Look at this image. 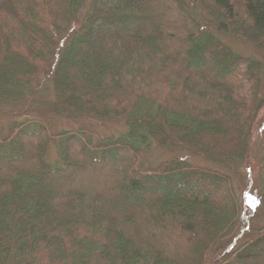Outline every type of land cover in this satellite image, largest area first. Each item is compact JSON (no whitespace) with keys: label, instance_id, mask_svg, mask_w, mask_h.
<instances>
[{"label":"trees","instance_id":"16d2710c","mask_svg":"<svg viewBox=\"0 0 264 264\" xmlns=\"http://www.w3.org/2000/svg\"><path fill=\"white\" fill-rule=\"evenodd\" d=\"M263 113L264 0H0V264H264Z\"/></svg>","mask_w":264,"mask_h":264},{"label":"rangeland","instance_id":"374dc122","mask_svg":"<svg viewBox=\"0 0 264 264\" xmlns=\"http://www.w3.org/2000/svg\"><path fill=\"white\" fill-rule=\"evenodd\" d=\"M148 8L152 9L153 5L147 4ZM172 20V19H171ZM171 22V21H170ZM175 24H182L181 21L174 22ZM221 40L228 45L230 48H232L233 51L240 53L245 56H249L255 59H261V55L252 51L251 49L243 46L242 44L226 39L221 38ZM50 86L49 82H46V86ZM264 114V113H263ZM12 116H9L7 118L11 119ZM52 123L55 127L56 131H63L68 130L72 128H77L81 125H84L85 123L82 122H72L68 121L66 119H54L52 120ZM106 127L108 130L120 134L126 131V127L124 123H114V124H106ZM95 130H98L100 134L104 135L105 130H102L103 128H100L98 126L94 127ZM253 145V154L252 159L253 163L252 165H248L247 169H242L245 171L244 173V180L237 181L238 186L240 187L242 192H245L247 194V197L245 199L246 205L250 209L251 212H254L255 210L264 209V201L262 200V195H264V182L259 181V174H261V170L264 167V126L263 127H257L255 132V140ZM173 158H180L187 160L189 162L198 163L206 166H212L210 163H208L203 158L196 157L188 152L180 153L179 151L173 152L169 150H164L159 148L158 146L153 147V150L151 153H149V159L153 166H156L160 162L167 161ZM217 168V167H215ZM219 169V168H218ZM264 180V175H262ZM261 178V177H260ZM144 196H142L141 199H137L133 202L125 203V208L129 212H133L138 206L141 205V203L144 201ZM177 239H174L173 241H176ZM242 254L239 256V259L241 258ZM235 261L233 264H243L241 260Z\"/></svg>","mask_w":264,"mask_h":264}]
</instances>
